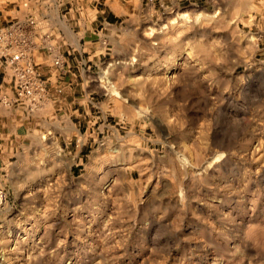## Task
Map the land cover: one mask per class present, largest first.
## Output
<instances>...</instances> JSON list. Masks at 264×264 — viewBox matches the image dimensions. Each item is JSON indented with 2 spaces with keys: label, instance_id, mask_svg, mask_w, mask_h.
<instances>
[{
  "label": "rangeland",
  "instance_id": "obj_1",
  "mask_svg": "<svg viewBox=\"0 0 264 264\" xmlns=\"http://www.w3.org/2000/svg\"><path fill=\"white\" fill-rule=\"evenodd\" d=\"M104 1L0 0L102 36L71 112L0 103V264H264V0Z\"/></svg>",
  "mask_w": 264,
  "mask_h": 264
},
{
  "label": "crops",
  "instance_id": "obj_2",
  "mask_svg": "<svg viewBox=\"0 0 264 264\" xmlns=\"http://www.w3.org/2000/svg\"><path fill=\"white\" fill-rule=\"evenodd\" d=\"M66 3L63 5L60 3L43 4L42 8L38 9V14L28 11L22 17L18 16L17 20L24 21L28 17L35 19V25L25 30V37L29 41L27 49L32 61L46 80L48 90L52 91L58 87L62 89L61 91L57 90L60 93H49L54 105L60 110L71 112L76 103L83 102L86 97L85 94L81 93L86 82L81 67V61H84L83 53L88 52L89 58L97 57L101 53L102 36H100V29L95 32L94 28H91L94 21L92 18H88L90 22H87V25L82 27L80 25V29L76 30L75 28L79 26L81 20L80 16L75 15L76 5L71 2L68 5ZM110 3L116 5L114 0H110ZM104 5H106V8L100 7L95 8V10L98 12L99 18L102 19V21L98 20L99 23L105 28L109 23L102 13L105 12V9L108 14L116 15V12L114 6L111 7L107 3ZM53 11L56 13L53 14ZM83 22L86 23V21ZM71 31H75L77 34L81 33L78 37V40H83L81 47L71 42L70 37L74 39ZM84 47L88 49L85 50ZM77 55L81 58V61L78 60ZM56 58L63 60L61 68L54 65L53 61ZM12 80V67L0 58V103L5 107L14 106L15 94L12 89ZM16 106L20 107L21 105L16 104ZM8 115V112L1 113L0 110V125L7 122ZM2 128H0V131Z\"/></svg>",
  "mask_w": 264,
  "mask_h": 264
},
{
  "label": "built area",
  "instance_id": "obj_3",
  "mask_svg": "<svg viewBox=\"0 0 264 264\" xmlns=\"http://www.w3.org/2000/svg\"><path fill=\"white\" fill-rule=\"evenodd\" d=\"M35 25V19L28 17L24 21L16 20L11 24L0 27V56L13 69V84L15 98L27 108L34 107L44 99L46 85L41 72L35 67L28 51L25 37L26 28ZM63 62L56 58L54 64L61 67Z\"/></svg>",
  "mask_w": 264,
  "mask_h": 264
},
{
  "label": "bare ground",
  "instance_id": "obj_4",
  "mask_svg": "<svg viewBox=\"0 0 264 264\" xmlns=\"http://www.w3.org/2000/svg\"><path fill=\"white\" fill-rule=\"evenodd\" d=\"M140 112H146L145 110H142V111H140ZM0 201H1V197H0Z\"/></svg>",
  "mask_w": 264,
  "mask_h": 264
}]
</instances>
